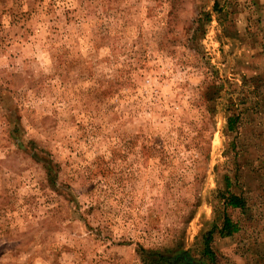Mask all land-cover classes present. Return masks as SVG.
<instances>
[{
	"label": "rangeland",
	"instance_id": "1",
	"mask_svg": "<svg viewBox=\"0 0 264 264\" xmlns=\"http://www.w3.org/2000/svg\"><path fill=\"white\" fill-rule=\"evenodd\" d=\"M142 249L264 264V0H0V264Z\"/></svg>",
	"mask_w": 264,
	"mask_h": 264
},
{
	"label": "trees",
	"instance_id": "2",
	"mask_svg": "<svg viewBox=\"0 0 264 264\" xmlns=\"http://www.w3.org/2000/svg\"><path fill=\"white\" fill-rule=\"evenodd\" d=\"M239 117H240L239 114H233V115L229 116L228 123H229L230 129H234V125L237 124ZM227 183L228 184L226 187V195H224L225 197L223 200V205H225V207L231 206L233 208L244 209L246 207V199L243 198L242 196L235 194L234 192H232L230 190L231 181H230V178H228V177H227ZM220 229H221L222 234L232 235V234L239 231V226H238L237 222H233L230 219V217L224 213L223 220H222V226ZM211 240H212V235L207 234L205 236V241H206L205 257H206V254L210 255L212 257V260H213L214 254H213V250L210 248V244H209L211 242ZM141 254H142V260L147 264H169L167 261L168 259L165 256L161 255L160 253H154V252L147 253L146 251H143V249H142ZM178 260L184 261V257H179V258H177V261Z\"/></svg>",
	"mask_w": 264,
	"mask_h": 264
}]
</instances>
